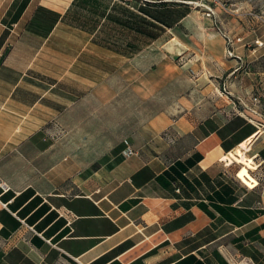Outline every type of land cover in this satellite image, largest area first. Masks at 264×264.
<instances>
[{
  "label": "crops",
  "instance_id": "0c3cea01",
  "mask_svg": "<svg viewBox=\"0 0 264 264\" xmlns=\"http://www.w3.org/2000/svg\"><path fill=\"white\" fill-rule=\"evenodd\" d=\"M156 1L0 0V264H264V117L174 105L153 157L68 158L83 111L173 80L163 48L195 12Z\"/></svg>",
  "mask_w": 264,
  "mask_h": 264
},
{
  "label": "rangeland",
  "instance_id": "374dc122",
  "mask_svg": "<svg viewBox=\"0 0 264 264\" xmlns=\"http://www.w3.org/2000/svg\"><path fill=\"white\" fill-rule=\"evenodd\" d=\"M218 2L212 5L213 18L205 9L190 6L195 16L168 36L175 38L172 48L166 43L163 48L165 74L174 75L169 84L159 88V79L149 77L136 79L127 89L116 86L124 92L111 93V110L86 109L84 125L66 127L68 158L95 169L105 163V156L113 159L125 151L126 142L136 153L153 157L166 144L155 135L152 122L174 105L175 117L186 113L181 108L186 103L203 102H230L231 114L264 117V0ZM173 3L180 2L167 4ZM215 37L225 41L221 52ZM229 62L236 66L228 70ZM164 80L166 84L170 78Z\"/></svg>",
  "mask_w": 264,
  "mask_h": 264
},
{
  "label": "built area",
  "instance_id": "2783aa9c",
  "mask_svg": "<svg viewBox=\"0 0 264 264\" xmlns=\"http://www.w3.org/2000/svg\"><path fill=\"white\" fill-rule=\"evenodd\" d=\"M133 0H126V2H132ZM143 2H149V0H141ZM157 3H172V2H180L186 5H189L191 7H196V8H201V9H205L206 13L209 17H212V15L214 14V10L212 5L215 4H219L218 0H158L156 1ZM127 144V148L124 151V154L127 157L133 156L134 154H136V152L133 150V148L129 145L128 142H126ZM2 184L0 183V188H1Z\"/></svg>",
  "mask_w": 264,
  "mask_h": 264
},
{
  "label": "bare ground",
  "instance_id": "6f19581e",
  "mask_svg": "<svg viewBox=\"0 0 264 264\" xmlns=\"http://www.w3.org/2000/svg\"><path fill=\"white\" fill-rule=\"evenodd\" d=\"M247 147H248L247 144L243 145V148H246V149H247ZM229 160H230L231 162H232V161L247 162V166H248V167H250V168L253 167V166L251 165V163L247 161V159H246L244 153H243L242 151H240V150L238 151V154H237V155H235V154L231 155L230 158H229ZM248 167L243 168V169L240 171V173H239V176H240L243 180H245V181H248V179H252L251 174L249 173Z\"/></svg>",
  "mask_w": 264,
  "mask_h": 264
}]
</instances>
